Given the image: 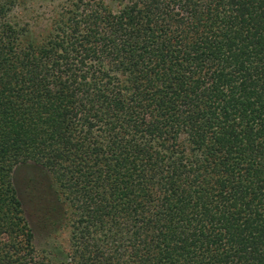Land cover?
<instances>
[{"label":"trees","instance_id":"16d2710c","mask_svg":"<svg viewBox=\"0 0 264 264\" xmlns=\"http://www.w3.org/2000/svg\"><path fill=\"white\" fill-rule=\"evenodd\" d=\"M0 0V264H264V0ZM50 174L36 249L15 165Z\"/></svg>","mask_w":264,"mask_h":264},{"label":"rangeland","instance_id":"374dc122","mask_svg":"<svg viewBox=\"0 0 264 264\" xmlns=\"http://www.w3.org/2000/svg\"><path fill=\"white\" fill-rule=\"evenodd\" d=\"M67 0H16L8 12L15 23L27 27L31 35L43 33L60 4ZM114 4L113 0H104ZM12 184L21 202L25 219L33 234L36 249L65 248L68 228L61 216L65 208L49 172L27 161L12 169Z\"/></svg>","mask_w":264,"mask_h":264}]
</instances>
